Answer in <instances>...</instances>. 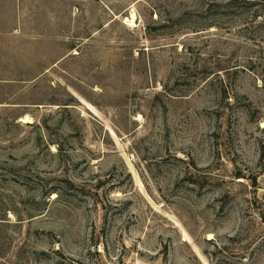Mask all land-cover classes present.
<instances>
[{"label":"rangeland","instance_id":"obj_1","mask_svg":"<svg viewBox=\"0 0 264 264\" xmlns=\"http://www.w3.org/2000/svg\"><path fill=\"white\" fill-rule=\"evenodd\" d=\"M0 264H264V0H0Z\"/></svg>","mask_w":264,"mask_h":264},{"label":"bare ground","instance_id":"obj_2","mask_svg":"<svg viewBox=\"0 0 264 264\" xmlns=\"http://www.w3.org/2000/svg\"><path fill=\"white\" fill-rule=\"evenodd\" d=\"M131 15H132V17H131V20H130V23L129 24H131V25H134V22H135V12L132 10V12H131Z\"/></svg>","mask_w":264,"mask_h":264}]
</instances>
